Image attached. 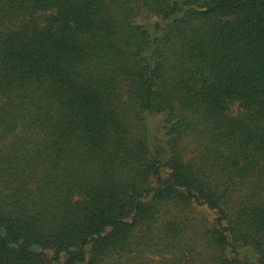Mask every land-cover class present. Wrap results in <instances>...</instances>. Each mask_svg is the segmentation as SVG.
Segmentation results:
<instances>
[{"label":"trees","instance_id":"1","mask_svg":"<svg viewBox=\"0 0 264 264\" xmlns=\"http://www.w3.org/2000/svg\"><path fill=\"white\" fill-rule=\"evenodd\" d=\"M0 264H264V0H0Z\"/></svg>","mask_w":264,"mask_h":264},{"label":"rangeland","instance_id":"2","mask_svg":"<svg viewBox=\"0 0 264 264\" xmlns=\"http://www.w3.org/2000/svg\"><path fill=\"white\" fill-rule=\"evenodd\" d=\"M141 21L149 26L152 23L153 20H149L148 17H145V18H142ZM236 108H237V105H234L232 107V109L234 111L236 110ZM163 119H164V117L162 115H155V116L153 115V116H149L148 117V120H149L148 123H149V125L151 127V131H152L153 135H156L158 133L161 134V132H162L161 131V126L163 124ZM199 211H201V210H199Z\"/></svg>","mask_w":264,"mask_h":264}]
</instances>
